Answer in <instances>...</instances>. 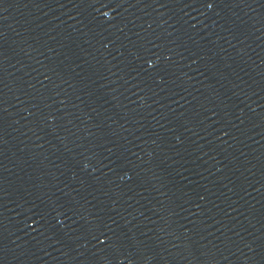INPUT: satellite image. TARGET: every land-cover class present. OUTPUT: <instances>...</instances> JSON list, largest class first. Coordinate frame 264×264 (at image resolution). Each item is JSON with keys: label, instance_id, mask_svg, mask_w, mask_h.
Listing matches in <instances>:
<instances>
[{"label": "water", "instance_id": "obj_1", "mask_svg": "<svg viewBox=\"0 0 264 264\" xmlns=\"http://www.w3.org/2000/svg\"><path fill=\"white\" fill-rule=\"evenodd\" d=\"M0 264H264V0H0Z\"/></svg>", "mask_w": 264, "mask_h": 264}]
</instances>
